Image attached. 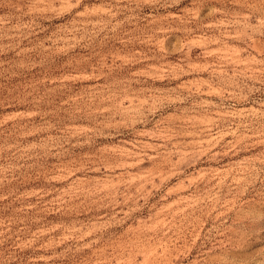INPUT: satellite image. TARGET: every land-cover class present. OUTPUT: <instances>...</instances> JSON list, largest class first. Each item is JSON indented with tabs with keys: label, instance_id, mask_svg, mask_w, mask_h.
<instances>
[{
	"label": "rangeland",
	"instance_id": "1",
	"mask_svg": "<svg viewBox=\"0 0 264 264\" xmlns=\"http://www.w3.org/2000/svg\"><path fill=\"white\" fill-rule=\"evenodd\" d=\"M0 264H264V0H0Z\"/></svg>",
	"mask_w": 264,
	"mask_h": 264
}]
</instances>
